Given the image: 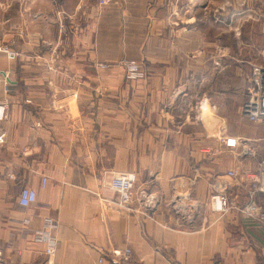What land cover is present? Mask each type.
Returning a JSON list of instances; mask_svg holds the SVG:
<instances>
[{"label": "crops", "instance_id": "crops-1", "mask_svg": "<svg viewBox=\"0 0 264 264\" xmlns=\"http://www.w3.org/2000/svg\"><path fill=\"white\" fill-rule=\"evenodd\" d=\"M223 4L231 23L259 22L264 37V0H52L28 16L6 5L0 45L19 54L0 52V264H92L124 247L134 264H264V222L207 204L220 190L249 200L219 166L264 161V123L239 119L213 140L202 136L216 129L197 132V55L212 43L199 24ZM254 44L225 52L260 57ZM122 57L147 76L126 79ZM119 171L137 175L129 209L109 187ZM24 186L36 191L28 206L18 203ZM254 199L264 206V193Z\"/></svg>", "mask_w": 264, "mask_h": 264}, {"label": "rangeland", "instance_id": "rangeland-1", "mask_svg": "<svg viewBox=\"0 0 264 264\" xmlns=\"http://www.w3.org/2000/svg\"><path fill=\"white\" fill-rule=\"evenodd\" d=\"M8 4V8L10 9L7 11L10 16H16L18 12L27 14L28 16V13H33L32 11L34 5L42 9V11H50V8L52 7V0H0V34L2 30V17L5 15V13H7L5 8ZM221 7L222 9L220 6H218L217 9L212 10V13H215L212 21L199 24V27L202 28L204 32V40L212 43L210 44L211 46L207 47V51H209L208 53L197 55V79H205L204 82L197 84V132H201V130L205 132L206 128H209L212 132H215L213 130L216 129V133L210 135H206V133H204V136H202L210 140L218 139V134H225V131L228 132L229 129L232 132L242 127L239 123L236 124V121L239 119H245L240 113V107L246 98L251 67L254 64H264V54L258 57L255 49H252L251 53L248 55L242 54L241 52L235 54H232L231 51L228 53L225 52L226 46L240 48L242 44H245V42L248 41H254V45L256 46L257 44L262 45L264 44V37H261V33L259 31V22H247L242 24L240 15L237 14L234 16V23H231L229 16L225 14L224 4ZM235 8H238V11H240L241 6L239 5ZM235 13H237V11ZM232 26H234L233 37H231ZM211 49L213 51H211ZM123 61L134 62L138 64L140 68V74L134 78H129L122 65ZM101 63L104 62H100L98 64L100 68L106 69L108 67V63H104L106 67H101ZM118 63L123 69L124 77L128 80H139L147 76V71L142 68L140 61L122 57L118 60ZM211 84L212 86H210ZM210 91L211 101L213 103L211 105L215 107L214 111L210 110L209 104L205 102L203 95V93L209 94ZM202 100L203 102H201ZM0 107L2 108V106ZM227 127L228 129H226ZM210 152H212V150ZM220 152H222V149L217 148L216 153ZM221 155L219 154V159L221 158ZM214 156L218 157L216 154ZM221 168L222 169H220L219 166L218 175H223L224 171L228 169L226 167ZM119 173L134 172L119 171L114 173L112 177H115ZM116 206L119 210L129 209V205L126 208L118 207L117 201ZM201 217V213L197 214V223H200Z\"/></svg>", "mask_w": 264, "mask_h": 264}, {"label": "built area", "instance_id": "built-area-1", "mask_svg": "<svg viewBox=\"0 0 264 264\" xmlns=\"http://www.w3.org/2000/svg\"><path fill=\"white\" fill-rule=\"evenodd\" d=\"M104 0H100L102 4ZM0 52L4 53L10 60L15 59L19 52L7 45L0 46ZM122 65L127 76L134 78L140 74L138 64L134 62L123 61ZM101 67H106L104 63ZM248 89L246 98L241 107V115L252 123H264V64H254L251 67L248 79ZM3 118L2 108L0 107V120ZM6 140V132L0 126V145ZM225 146L229 148L239 145V140L228 137L224 140ZM246 152V147L242 146ZM224 176L239 181L241 187L245 189L249 196L248 202L239 205L236 200L231 199L224 190L215 191L210 194L207 204L213 212L225 213L228 209L237 208L245 216H249L260 222H264V206L254 199L256 193H264V161L261 162L256 170H243L238 166L228 168L223 173ZM137 181L135 173H119L112 177L110 188L117 195L118 207L126 208L131 201L132 191ZM45 179L42 180V185ZM36 200V191L31 187H22L18 195V203L21 206H28ZM51 248H47L46 252L50 253ZM0 250V257H1ZM92 264H134L132 250L129 247L114 248L109 250H101L99 256Z\"/></svg>", "mask_w": 264, "mask_h": 264}]
</instances>
